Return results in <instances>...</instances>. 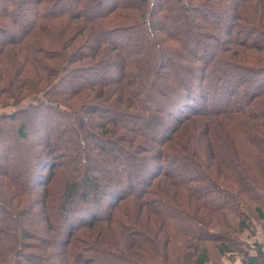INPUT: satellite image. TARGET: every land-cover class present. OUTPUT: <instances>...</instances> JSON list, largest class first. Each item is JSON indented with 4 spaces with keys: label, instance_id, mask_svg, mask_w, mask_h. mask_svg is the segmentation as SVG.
I'll use <instances>...</instances> for the list:
<instances>
[{
    "label": "trees",
    "instance_id": "trees-1",
    "mask_svg": "<svg viewBox=\"0 0 264 264\" xmlns=\"http://www.w3.org/2000/svg\"><path fill=\"white\" fill-rule=\"evenodd\" d=\"M0 55V264H206L253 205L264 244V0H0Z\"/></svg>",
    "mask_w": 264,
    "mask_h": 264
},
{
    "label": "rangeland",
    "instance_id": "rangeland-1",
    "mask_svg": "<svg viewBox=\"0 0 264 264\" xmlns=\"http://www.w3.org/2000/svg\"><path fill=\"white\" fill-rule=\"evenodd\" d=\"M258 9L261 12V7H259ZM78 19L79 20H75V23L83 21L82 18H78ZM130 23H133V22H130ZM210 50H213V48H210ZM1 56L2 55H0V57ZM5 95L1 98V101L9 102V100H11V98H8V96L7 95L5 96ZM75 101H73V102H75ZM24 104H26V101H23L21 106H23ZM11 107L12 108H16L14 106H11ZM11 107H10V105L8 107H5L2 103H0V112L1 111H6V110L10 109ZM39 125L40 124H38V123L37 124L34 123L33 125H30L29 127H30V129L33 130V129H35V127L38 128ZM52 126L57 128L56 122ZM50 127H51V125L47 124V125L42 126L40 128H41V130L45 131V130H47ZM8 141H9V143L10 142L13 143V138H11V137L8 138ZM34 142H36V141H34ZM43 153H46V152L44 151ZM44 171L45 172L48 171V166L44 169ZM5 177H3V175H0V179L5 178ZM5 182H4L5 184L0 185V191H2V194H4L10 200V193H11L10 190H12L11 189L12 187H11L10 184H7V183L11 182L10 178L6 177L5 178ZM172 196L173 195L169 194V195H166L165 197H172ZM10 201L12 202L14 200H10ZM105 207H106V205H105ZM38 208H40V207L38 206ZM245 208H246L245 213H244L245 215L243 214V212L241 214V211L244 208L243 209L240 208L241 210H236L235 209V210H233V211H231L229 213V215L227 216V220H226V221H228V223H227L228 226L227 225L225 226V224H223L222 226H220V228H219V226L218 227L214 226L212 229H214V228L218 229L222 234H225V235L227 234L229 239H232L233 241L238 240V242L241 241V243L243 241L244 242H247V241L250 242V241L255 240V238H259L260 237L259 234L261 233L262 228H263L262 227L263 220H260V215H259L260 213H258V211L255 209L254 205L251 206V207H249V206L247 207L246 206ZM242 219H245V222L248 223L249 226L248 225H247V227L242 226L241 223H240V220H242ZM51 233H53V231H51ZM245 249H249V246L246 247ZM245 252H246V250H245ZM247 252H248V250H247ZM209 257L210 258H209V260H208V262L206 264H216V263L217 264H224V263L226 264V260L228 259L227 257H229V259L227 260L228 261L227 264H229V260H230V262H236V260L238 258L237 255H234V257H233V255L230 256L229 254H227L226 256L225 255H221L220 256L217 251H212L210 253ZM238 261H239V259H238Z\"/></svg>",
    "mask_w": 264,
    "mask_h": 264
},
{
    "label": "crops",
    "instance_id": "crops-1",
    "mask_svg": "<svg viewBox=\"0 0 264 264\" xmlns=\"http://www.w3.org/2000/svg\"><path fill=\"white\" fill-rule=\"evenodd\" d=\"M259 235H260L259 238H255V240L250 241V242L247 241L248 242L247 244H250L249 245L250 246L249 249H246V252H244L243 254L237 255L238 258H237L236 262H230V260H229V264H248L245 259H246V257L248 258L250 256H254L255 255L256 250H257L255 244L261 245L262 248H263V251H264V246H263L264 245L263 244V228H262V231H261V233ZM247 250H248V252H247ZM238 259H239V261H238ZM263 259H264V257H263ZM227 260H226V264L228 262Z\"/></svg>",
    "mask_w": 264,
    "mask_h": 264
}]
</instances>
